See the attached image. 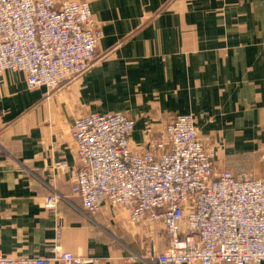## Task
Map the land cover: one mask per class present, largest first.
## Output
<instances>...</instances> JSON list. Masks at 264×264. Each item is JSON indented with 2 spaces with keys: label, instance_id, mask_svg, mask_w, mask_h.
I'll return each mask as SVG.
<instances>
[{
  "label": "crops",
  "instance_id": "0c3cea01",
  "mask_svg": "<svg viewBox=\"0 0 264 264\" xmlns=\"http://www.w3.org/2000/svg\"><path fill=\"white\" fill-rule=\"evenodd\" d=\"M66 1L88 2L98 62L52 94L22 73L0 75V254L48 259L58 240L80 259L154 264L148 255L165 247L158 225L133 226L109 204L82 212L69 126L123 113L141 147L148 131L191 115L219 171L264 182V0H56ZM50 195L56 217L40 206Z\"/></svg>",
  "mask_w": 264,
  "mask_h": 264
},
{
  "label": "built area",
  "instance_id": "2783aa9c",
  "mask_svg": "<svg viewBox=\"0 0 264 264\" xmlns=\"http://www.w3.org/2000/svg\"><path fill=\"white\" fill-rule=\"evenodd\" d=\"M102 38L88 2L0 0V75L22 73L29 89L50 94L88 73ZM134 121L123 113L85 114L69 126L77 173L72 194L91 218L103 204L119 206L133 226L158 225L165 236L154 264H264V182L236 179L215 165L191 115L174 116L145 143H131ZM60 197L41 208L56 217ZM61 225L56 228L58 232ZM0 264H101L58 245L51 258Z\"/></svg>",
  "mask_w": 264,
  "mask_h": 264
}]
</instances>
